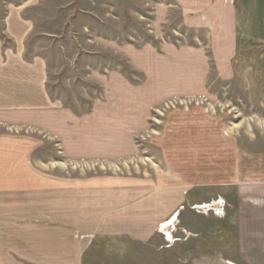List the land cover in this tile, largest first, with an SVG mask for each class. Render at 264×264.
Listing matches in <instances>:
<instances>
[{
    "label": "rangeland",
    "instance_id": "rangeland-1",
    "mask_svg": "<svg viewBox=\"0 0 264 264\" xmlns=\"http://www.w3.org/2000/svg\"><path fill=\"white\" fill-rule=\"evenodd\" d=\"M156 1L36 0L37 7L28 10L37 29L27 41V57L45 60L50 100L76 116H89L94 108L96 114L119 109L124 112L119 123L127 110L137 109L140 121L129 129L119 124L113 132L93 121L94 130L86 133L90 139L83 141L86 158L77 161L66 157L59 139L45 129L55 119L28 117L45 124L40 130L0 129V136L31 142L23 150L30 152L40 174L86 186L116 178L124 187L128 182L135 187L132 197L125 190L117 193L112 211L102 213L114 231H104L106 223L95 229L89 220L85 232L72 220L49 231L41 228L35 246L60 247L68 254L49 250L45 256L35 253L32 261L11 263L264 264V0H258L257 20H247L250 29L237 23L232 52L222 42L214 52L205 29L182 26L172 0H161L168 9L166 19L160 27L153 25ZM112 40L137 50L148 45L160 56L166 55L164 44L181 50L179 95L152 98L143 108L123 90L105 96L101 74L118 70L134 88L145 79L113 51ZM184 48L200 51L206 59L203 88L186 90L192 69ZM198 70L200 75L202 68ZM116 141L117 148L112 146ZM92 202L87 200V208ZM162 207L173 208L164 220ZM94 215L88 212V217ZM253 225L258 234L254 244L244 238ZM44 240L53 244L44 247Z\"/></svg>",
    "mask_w": 264,
    "mask_h": 264
},
{
    "label": "crops",
    "instance_id": "crops-1",
    "mask_svg": "<svg viewBox=\"0 0 264 264\" xmlns=\"http://www.w3.org/2000/svg\"><path fill=\"white\" fill-rule=\"evenodd\" d=\"M172 1L182 15V26L194 30L205 29L212 37L210 42L214 52L215 45L220 46L218 45L220 42L223 46L228 44L230 52L234 51L236 41L238 43L237 23L241 21L244 30L250 29L251 23H247V20L256 21L261 6L258 0ZM37 4L36 0H0V7L3 9L0 13V129L13 126L19 130L27 126L40 130L45 124L29 121L28 117L33 116L37 119L40 116L50 117L55 121L46 122L45 129L52 131L54 134L52 137L59 139L65 156L75 161L85 160L86 152L82 153V150L86 144L83 141L90 139L87 134L94 130L93 121L99 125L110 126L112 132L118 131L119 124H124L125 129L140 121V116H135L140 111L127 110L125 115L121 116L125 119L119 123L118 116L124 113H120L119 109L111 108L110 111H98L96 114L99 109L94 108L89 116H76L50 100L46 87L45 60L39 56L27 57V41L37 29L36 19L31 18L27 12L37 7ZM154 4L156 15L153 25L156 23L155 25L160 27L161 22L166 19L168 9L162 5L161 0ZM100 42L108 43L103 39ZM110 45L116 54L121 53L128 60L132 69L142 72L145 79L143 86L134 88L118 70L106 73L107 77L101 74L98 81L104 89L105 96L106 92L114 95L123 90L138 101V107L143 108L152 98L164 100L179 95L180 89L177 87L180 82L177 76L181 62H177V57L182 56L181 50L179 54L173 46L164 44L163 50L166 55L160 56L148 45L140 50L131 45L120 46L113 40L110 41ZM183 50L189 59L188 68L192 69L188 81L189 88L186 90H198L200 86L203 88L207 71L206 59L202 58L200 51L187 48ZM153 59L170 71L164 72L162 66L154 64ZM199 67L202 68L200 75ZM95 114L96 117L102 114L104 118H96ZM22 140L24 139L0 136V264H13L11 261L17 258L32 261L36 259L35 253L45 256L49 250L68 254L60 247L42 250L35 246L37 243L35 232L41 228H47L49 231L56 226H65L71 220L72 225L80 226L83 230L89 221L93 223L91 227L95 229H99V226L104 228L102 226L106 222L102 213L112 211V206L116 203L113 197L123 190L127 191L126 195H130L135 188L129 182L124 187L122 182L115 180L116 178L98 182L94 184L95 186H86L83 181L72 182L68 179L61 181L52 175L40 174L35 171L30 152L23 150V146L29 141ZM114 145L117 148L118 141L112 144ZM87 200H93V204L88 208ZM129 203H132V200ZM162 208L164 220L173 208L170 207L166 211L164 207ZM90 211L95 212L94 217H88ZM255 219L257 217L253 221H256ZM106 227L104 230L106 232L116 229L113 228L112 221L106 223ZM256 227L257 225L250 227L244 235L245 240L247 238L252 243L256 242L258 239ZM50 244L53 242L48 240L41 242L44 247ZM66 258L67 255L64 259Z\"/></svg>",
    "mask_w": 264,
    "mask_h": 264
}]
</instances>
